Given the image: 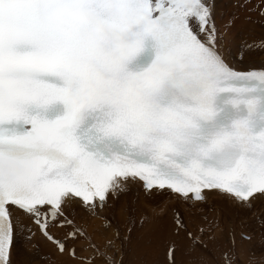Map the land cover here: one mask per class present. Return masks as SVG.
I'll return each mask as SVG.
<instances>
[{
	"label": "snow or ice",
	"instance_id": "obj_1",
	"mask_svg": "<svg viewBox=\"0 0 264 264\" xmlns=\"http://www.w3.org/2000/svg\"><path fill=\"white\" fill-rule=\"evenodd\" d=\"M160 249L264 264V0H0V264Z\"/></svg>",
	"mask_w": 264,
	"mask_h": 264
},
{
	"label": "bare ground",
	"instance_id": "obj_2",
	"mask_svg": "<svg viewBox=\"0 0 264 264\" xmlns=\"http://www.w3.org/2000/svg\"><path fill=\"white\" fill-rule=\"evenodd\" d=\"M101 221H96L95 224L93 225V228L97 230H101ZM152 264H163V250L160 249L153 253L152 256Z\"/></svg>",
	"mask_w": 264,
	"mask_h": 264
},
{
	"label": "rangeland",
	"instance_id": "obj_3",
	"mask_svg": "<svg viewBox=\"0 0 264 264\" xmlns=\"http://www.w3.org/2000/svg\"><path fill=\"white\" fill-rule=\"evenodd\" d=\"M253 247L255 248L256 256H257L258 258L261 257V255H262V249H261V246H260V242H259V240H257V241L254 243Z\"/></svg>",
	"mask_w": 264,
	"mask_h": 264
}]
</instances>
